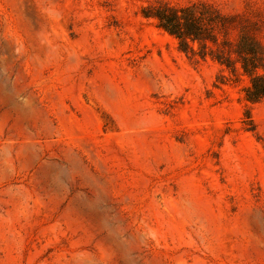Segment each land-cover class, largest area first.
<instances>
[{
    "label": "rangeland",
    "instance_id": "obj_1",
    "mask_svg": "<svg viewBox=\"0 0 264 264\" xmlns=\"http://www.w3.org/2000/svg\"><path fill=\"white\" fill-rule=\"evenodd\" d=\"M253 55L264 0H0V264H264Z\"/></svg>",
    "mask_w": 264,
    "mask_h": 264
},
{
    "label": "trees",
    "instance_id": "obj_2",
    "mask_svg": "<svg viewBox=\"0 0 264 264\" xmlns=\"http://www.w3.org/2000/svg\"><path fill=\"white\" fill-rule=\"evenodd\" d=\"M148 17L158 20L159 26L176 36L182 50L196 53V41L202 42L205 38V28L200 16L190 7L176 8L168 4L150 5L144 9ZM252 52V51H251ZM243 68L251 77V84L245 89L246 98L258 102L264 98V74L258 72L255 56L243 57Z\"/></svg>",
    "mask_w": 264,
    "mask_h": 264
}]
</instances>
